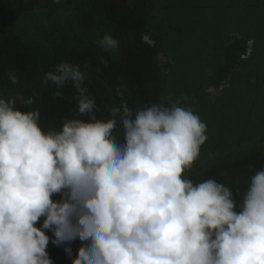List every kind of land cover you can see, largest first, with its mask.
Listing matches in <instances>:
<instances>
[{"label": "clouds", "instance_id": "clouds-1", "mask_svg": "<svg viewBox=\"0 0 264 264\" xmlns=\"http://www.w3.org/2000/svg\"><path fill=\"white\" fill-rule=\"evenodd\" d=\"M96 43L119 51L107 32ZM7 78L19 84L15 71ZM87 79L68 61L45 73L55 97L71 83L77 117H88L59 129L45 130L38 108L0 96V264H53L47 231L72 264H264V169L237 206L224 184L185 175L208 139L190 107L122 103L97 119Z\"/></svg>", "mask_w": 264, "mask_h": 264}, {"label": "trees", "instance_id": "trees-1", "mask_svg": "<svg viewBox=\"0 0 264 264\" xmlns=\"http://www.w3.org/2000/svg\"><path fill=\"white\" fill-rule=\"evenodd\" d=\"M106 32L120 41L114 55L96 43ZM61 61L87 73L97 119H107L109 109L122 103L133 110L152 103L171 106L177 100L186 107L198 104V109L203 102L218 105L235 76L254 75L236 91L235 105L226 99L217 107L223 114L211 118L216 124H207L214 138L211 154L195 161L185 175L194 183L211 178L224 184L239 206L248 181L264 169V124L253 125L264 122V0H0V91L20 92ZM9 71L16 72L19 84L8 81ZM212 86L217 89L214 100ZM55 89L43 81L12 97L22 110L38 108L45 130L59 129L65 119L88 118L77 117L71 83L60 89L61 97L53 96ZM29 96L35 103L21 105L20 98ZM250 102L256 112L252 108L249 113ZM233 116L235 124H230ZM117 138L122 140L120 129ZM47 234L53 264H72L64 247L51 243L52 233ZM80 244L72 243L73 257Z\"/></svg>", "mask_w": 264, "mask_h": 264}, {"label": "rangeland", "instance_id": "rangeland-1", "mask_svg": "<svg viewBox=\"0 0 264 264\" xmlns=\"http://www.w3.org/2000/svg\"><path fill=\"white\" fill-rule=\"evenodd\" d=\"M166 60L167 59L165 57H162V63L163 64H165ZM249 67L252 68L251 66H249ZM249 76H250V78H249ZM252 78L254 79V75H252V74H250V75H247V74L246 75H242V76H240V78L238 76H235L233 78V87L232 88H227V89H225L223 91L222 97L218 100V105H212L210 103L203 102L202 104L199 105L200 106L199 109L197 108L198 104L196 106H192V107L190 106V108L195 113H197L200 116L201 120L203 122H205L206 124H216V120H212L211 118L213 116H218L219 119H220V116L223 114L222 110L218 109L217 107H223L224 104H225L226 99L228 100L229 105H235V103L237 101L236 91L240 92L242 90V88H244L247 85V83L251 82ZM239 80H243V83L239 84L238 87H236V84L238 83ZM215 90H217V89H215L214 86H212L210 88V90H209V95H210V99L211 100L215 99V96H216ZM180 94L183 95V93H180ZM238 95L241 96V94H238ZM208 101H209V99H208ZM261 101L264 102V98H262ZM209 102H211V101H209ZM253 102L256 103V99ZM253 102H250L248 104L249 113H251L250 111L252 110V108H254L255 112H256V107H255V104H253ZM181 104H182V102H181ZM183 107H186V106H183ZM200 109H203V111H200ZM258 117H260V115H256V118H258ZM234 119H235L234 116L230 117V124H235V123H233ZM259 124H264V122L257 123V121L255 120L253 125H259ZM210 133H211V131H209L208 127H207L208 139L204 143V145H202L201 150H200V156H199V158L197 160H199V159L202 160L207 152H210L209 154H211V146L213 145L214 138L212 137V135ZM214 133H215V129H213V134ZM205 157H208V156H205ZM213 157H215V155H210L208 159L213 158Z\"/></svg>", "mask_w": 264, "mask_h": 264}, {"label": "water", "instance_id": "water-1", "mask_svg": "<svg viewBox=\"0 0 264 264\" xmlns=\"http://www.w3.org/2000/svg\"><path fill=\"white\" fill-rule=\"evenodd\" d=\"M21 1L22 0H20V4H21ZM19 8H20V5H19ZM18 14V13H17ZM17 16V15H16ZM92 73H94L95 75H97V76H99L102 80H104L105 82H106V84L107 85H109L110 86V83L106 80V79H104L102 76H100L97 72H95V71H92V70H90ZM43 81H45V76H43L42 78H40L38 81H36L33 85H31L30 87H28V88H26V89H24V90H22V91H20V92H16V93H4V92H1L0 91V95L1 96H17V95H22V94H26V93H28L29 91H31V90H33L35 87H37L39 84H41ZM112 91H113V89H112ZM113 93H114V91H113ZM114 100H116V97L114 96Z\"/></svg>", "mask_w": 264, "mask_h": 264}, {"label": "built area", "instance_id": "built-area-1", "mask_svg": "<svg viewBox=\"0 0 264 264\" xmlns=\"http://www.w3.org/2000/svg\"><path fill=\"white\" fill-rule=\"evenodd\" d=\"M250 51V50H249ZM249 51H248V53H249Z\"/></svg>", "mask_w": 264, "mask_h": 264}]
</instances>
